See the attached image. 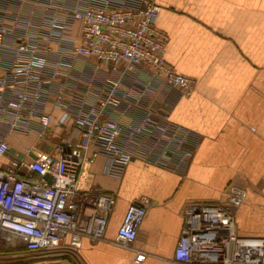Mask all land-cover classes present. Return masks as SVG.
<instances>
[{
    "label": "built area",
    "instance_id": "built-area-1",
    "mask_svg": "<svg viewBox=\"0 0 264 264\" xmlns=\"http://www.w3.org/2000/svg\"><path fill=\"white\" fill-rule=\"evenodd\" d=\"M31 2L25 16L14 15L13 30L0 21V128L7 135L34 131L46 140L52 115L45 109L53 105L64 110L59 124L70 121L71 132L55 145L56 156L26 149L23 156L35 158L25 163L10 155L0 136V158L10 156L0 167V245L17 243L28 252L72 257L83 238L104 239L116 202L115 195L81 184L86 165L102 157V173L109 177L121 176L135 159L183 171L198 141L194 132L169 120L171 100L156 116L145 110L133 126L103 118L106 108L126 114L148 94L150 81L132 100L119 88L123 80L143 70L181 96L194 91L195 81L166 61L167 37L156 28L160 7L155 0ZM5 13L0 0V19ZM79 63L90 67L79 68ZM81 75L88 76L85 82ZM70 80L76 89H70ZM246 195L245 188L230 184L218 203L187 204L174 261L264 264V240L237 233L235 214ZM149 206L150 200L142 198L127 207L116 233L119 245L135 240ZM143 259L138 254L136 262Z\"/></svg>",
    "mask_w": 264,
    "mask_h": 264
},
{
    "label": "crops",
    "instance_id": "crops-1",
    "mask_svg": "<svg viewBox=\"0 0 264 264\" xmlns=\"http://www.w3.org/2000/svg\"><path fill=\"white\" fill-rule=\"evenodd\" d=\"M31 1L1 0L6 5L1 23L13 30L14 15L25 16L33 7ZM155 2L160 7L156 28L167 37L166 61L175 72L195 81L194 91L176 95L159 81H151L145 71L135 70L119 88L135 100L150 81L142 105L126 114L106 108L103 118L133 126L145 110L156 116L159 107L171 100L169 120L198 136L191 160L183 171H171L135 159L121 176L109 177L102 173L103 158H97L82 170L81 181L115 195L104 239L83 238L72 257L2 243L0 264H177L173 254L182 210L191 202L222 201L230 184L247 191L235 214L238 235L264 240V0ZM61 3L70 6L74 0ZM12 33L15 36L18 31ZM69 87L77 88L74 80ZM45 112L52 115L46 140L38 139L34 131L7 135L0 128L10 155L24 163L35 158L34 154L23 156L26 149L56 156L54 147L70 134V121L60 125L64 110L53 105ZM9 157L0 158V167ZM20 171L26 173L23 167ZM142 198L149 199L150 206L136 238L129 246L119 245L116 233L123 215ZM138 254L144 255L140 262H136Z\"/></svg>",
    "mask_w": 264,
    "mask_h": 264
},
{
    "label": "rangeland",
    "instance_id": "rangeland-1",
    "mask_svg": "<svg viewBox=\"0 0 264 264\" xmlns=\"http://www.w3.org/2000/svg\"><path fill=\"white\" fill-rule=\"evenodd\" d=\"M78 67H79V68H82V67L85 68V67H90V66H89L88 64H81V63H79V64H78ZM81 77H84V79H82V78H81V79H82V82H85V80L87 79L88 76H87V75H81ZM143 82H146V81L143 80ZM146 86L148 87V84H147V85L144 84L142 88H144V87H146ZM142 88H141V89H142ZM148 89H149V87H148Z\"/></svg>",
    "mask_w": 264,
    "mask_h": 264
},
{
    "label": "bare ground",
    "instance_id": "bare-ground-1",
    "mask_svg": "<svg viewBox=\"0 0 264 264\" xmlns=\"http://www.w3.org/2000/svg\"><path fill=\"white\" fill-rule=\"evenodd\" d=\"M84 182L81 181V184L83 185Z\"/></svg>",
    "mask_w": 264,
    "mask_h": 264
}]
</instances>
